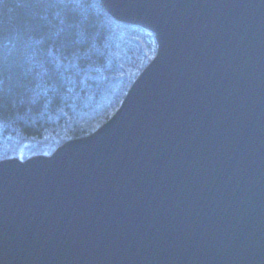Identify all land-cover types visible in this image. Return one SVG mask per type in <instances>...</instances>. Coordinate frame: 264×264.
I'll return each mask as SVG.
<instances>
[{"label":"water","instance_id":"1","mask_svg":"<svg viewBox=\"0 0 264 264\" xmlns=\"http://www.w3.org/2000/svg\"><path fill=\"white\" fill-rule=\"evenodd\" d=\"M153 36L117 110L0 160V264H264V0H99Z\"/></svg>","mask_w":264,"mask_h":264},{"label":"trees","instance_id":"2","mask_svg":"<svg viewBox=\"0 0 264 264\" xmlns=\"http://www.w3.org/2000/svg\"><path fill=\"white\" fill-rule=\"evenodd\" d=\"M154 52L99 0H0V160L94 132Z\"/></svg>","mask_w":264,"mask_h":264}]
</instances>
